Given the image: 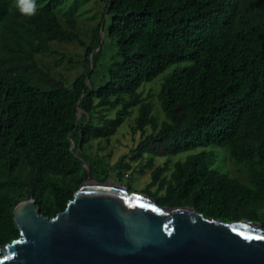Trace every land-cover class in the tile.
I'll return each instance as SVG.
<instances>
[{
	"label": "trees",
	"instance_id": "trees-1",
	"mask_svg": "<svg viewBox=\"0 0 264 264\" xmlns=\"http://www.w3.org/2000/svg\"><path fill=\"white\" fill-rule=\"evenodd\" d=\"M30 1L47 4L27 10L0 0V247L20 237L14 210L32 195L46 217L65 211L87 180L82 160L96 181H108V164L86 150L113 137L138 106L133 171H151L147 191L156 186L160 207L264 226V0H101L119 60L102 86L88 85L91 73L70 88L36 58L54 41L78 40L59 20L64 0ZM69 20L75 28L72 13ZM174 66L159 94V123L139 89ZM110 109L114 117L97 123V112ZM212 146L229 149L248 184L213 169ZM198 149L166 176L172 157ZM158 158L167 160L156 165Z\"/></svg>",
	"mask_w": 264,
	"mask_h": 264
},
{
	"label": "water",
	"instance_id": "water-1",
	"mask_svg": "<svg viewBox=\"0 0 264 264\" xmlns=\"http://www.w3.org/2000/svg\"><path fill=\"white\" fill-rule=\"evenodd\" d=\"M82 163L87 180L65 211L46 217L33 195L15 208L20 237L0 247V264H264L261 223L160 207L145 194L96 181Z\"/></svg>",
	"mask_w": 264,
	"mask_h": 264
},
{
	"label": "rangeland",
	"instance_id": "rangeland-1",
	"mask_svg": "<svg viewBox=\"0 0 264 264\" xmlns=\"http://www.w3.org/2000/svg\"><path fill=\"white\" fill-rule=\"evenodd\" d=\"M12 4L27 10H36L45 6L47 2L37 5V1L12 0ZM70 13L75 18V28H72L70 24ZM59 20L66 30L77 35L78 40L52 42L51 53L36 56L39 65L54 79L64 81L68 88L79 76L83 75L88 78L91 73L93 75L91 81H88L89 86L93 84L95 87H100L105 84L110 68L115 61L119 60L115 41L108 37L107 30L110 18L106 14V4L101 0H64L63 6L60 8ZM88 49L93 51V55L86 62L85 56ZM175 68L177 66L169 68L164 74L139 89L142 97L152 104L153 116L159 123L166 120L159 94L165 77ZM115 113L116 109L100 110L95 115V120L97 123H101L105 118L114 117ZM84 114L80 110L78 120H82ZM138 116L139 106L131 110L130 115L113 137L109 140L93 141L87 148L86 154L93 159L102 158L108 164L110 174L106 183L121 185L128 189L131 187L133 189L131 192L145 194L153 198L152 195L155 193L156 186L147 191V186L151 182V171L136 173L133 169L136 170L140 166V162L131 161L132 151L142 141L140 131L134 132L133 130ZM146 133L147 135L152 133L150 126L146 128ZM73 147H75L74 142ZM202 150L198 149L172 157L171 170L167 172L166 176L170 177L174 163L184 161L188 155L199 153ZM206 150L213 153V169L248 184L246 167L231 160L228 148L212 146ZM166 160L167 158H158L156 165H162ZM128 165H130L131 170L127 168ZM163 194L164 191L160 192L159 196Z\"/></svg>",
	"mask_w": 264,
	"mask_h": 264
},
{
	"label": "bare ground",
	"instance_id": "bare-ground-1",
	"mask_svg": "<svg viewBox=\"0 0 264 264\" xmlns=\"http://www.w3.org/2000/svg\"><path fill=\"white\" fill-rule=\"evenodd\" d=\"M88 185H95V184H88Z\"/></svg>",
	"mask_w": 264,
	"mask_h": 264
}]
</instances>
